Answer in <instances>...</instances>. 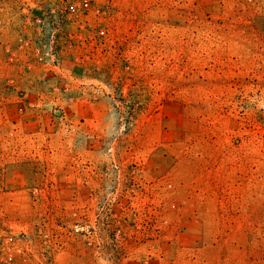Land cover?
Segmentation results:
<instances>
[{
	"label": "rangeland",
	"instance_id": "obj_1",
	"mask_svg": "<svg viewBox=\"0 0 264 264\" xmlns=\"http://www.w3.org/2000/svg\"><path fill=\"white\" fill-rule=\"evenodd\" d=\"M0 264H264V0H0Z\"/></svg>",
	"mask_w": 264,
	"mask_h": 264
},
{
	"label": "trees",
	"instance_id": "obj_2",
	"mask_svg": "<svg viewBox=\"0 0 264 264\" xmlns=\"http://www.w3.org/2000/svg\"><path fill=\"white\" fill-rule=\"evenodd\" d=\"M145 105H147V104H145ZM147 106H148V105H147ZM125 108L128 109V108H129V105H127Z\"/></svg>",
	"mask_w": 264,
	"mask_h": 264
}]
</instances>
